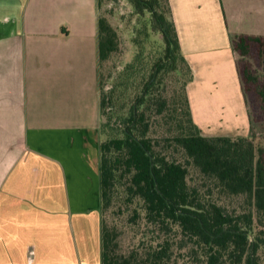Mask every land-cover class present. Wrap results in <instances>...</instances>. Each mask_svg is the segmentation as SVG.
I'll use <instances>...</instances> for the list:
<instances>
[{
  "label": "crops",
  "instance_id": "1",
  "mask_svg": "<svg viewBox=\"0 0 264 264\" xmlns=\"http://www.w3.org/2000/svg\"><path fill=\"white\" fill-rule=\"evenodd\" d=\"M168 1L192 69L194 121L213 135L192 92L221 88L230 74L248 125L228 135H247L223 0ZM100 15L99 0H0V264H101ZM216 28L225 46L190 50L201 32L213 43Z\"/></svg>",
  "mask_w": 264,
  "mask_h": 264
},
{
  "label": "trees",
  "instance_id": "2",
  "mask_svg": "<svg viewBox=\"0 0 264 264\" xmlns=\"http://www.w3.org/2000/svg\"><path fill=\"white\" fill-rule=\"evenodd\" d=\"M131 3L140 15L148 13L162 48L127 114H119L123 104L117 87L122 82L100 92V126L106 136L100 144L101 264H180V256L194 264H261L264 85L251 96L255 110L249 112V135H204L193 118L187 93L192 69L181 51L169 1ZM98 28L100 83L101 64L117 49L118 41L105 16H99ZM252 42L259 44L257 56L264 58V37L241 35L233 40L247 93L252 91L248 84L258 81L249 68ZM178 61L188 77L170 102L159 86L167 72L178 69ZM141 69L138 60L129 63L126 79L133 82ZM251 114L260 122L258 132ZM193 169L202 182H190ZM117 202L119 214L130 209L128 224L145 226L128 250L123 249L116 224L108 220Z\"/></svg>",
  "mask_w": 264,
  "mask_h": 264
},
{
  "label": "rangeland",
  "instance_id": "3",
  "mask_svg": "<svg viewBox=\"0 0 264 264\" xmlns=\"http://www.w3.org/2000/svg\"><path fill=\"white\" fill-rule=\"evenodd\" d=\"M223 5L227 20L226 33L230 37L231 42L241 35L252 34L264 37V0H223ZM99 7L100 14L105 16L115 28L118 41L117 49L101 64L99 90L101 93L105 92L112 87L113 83L122 82V85L117 87V93L120 95L119 102L123 104V108L119 114L125 115L134 97L138 93H141L143 84L148 79L150 66L159 55L162 48L160 36L157 31L151 29L148 13L145 12L140 15L135 10L131 0H99ZM213 32L215 34V36L212 35L215 39L213 43L205 44V41H203L205 32H201L199 35L201 42L197 45L193 43L189 44L190 50L196 51L200 49L198 48L199 46H202V49L208 50L225 46L226 37L221 30L216 28ZM250 44L251 56L248 57L250 73L256 76L258 81L256 83L250 82L247 88L252 89V91L244 93L248 111L253 114L255 105H253L251 96H253L256 88L264 85V58L262 56L259 57V55L257 56L259 44L257 42ZM135 60H138L142 69L132 82L126 79L128 73L127 66ZM177 68L176 71L167 72L159 86V90L170 102L175 100L181 93L183 83L188 77V73L182 62H177ZM226 77L224 78V84L220 85L221 88H202L204 89V94L199 91V88H195L192 92L197 116L202 120L200 125L203 127V131L209 134L228 135L234 132L242 133L248 125L241 107H239L241 99L236 89L233 88L232 77L230 74H227ZM252 114L251 117L255 118L252 121L255 128L254 131L258 132L261 129L260 122L254 116L255 114ZM164 128L162 126V129ZM155 129L157 133L154 135H158L160 132L159 125H156ZM103 137H106L105 134ZM202 181L203 178L193 169L190 182L194 184ZM118 204L119 202L113 208H110L108 220L110 224H116L119 234H121L123 249L128 250L137 240L139 241L141 237H139L138 230H142L145 226L144 223H141L140 227L128 224L126 216L129 214L130 209L123 208L124 213L119 214L117 212ZM230 205L234 206L236 204ZM150 235L152 234L150 233ZM259 253L261 264H264V247L260 249ZM180 264H194V262L187 256L184 259L180 256Z\"/></svg>",
  "mask_w": 264,
  "mask_h": 264
},
{
  "label": "water",
  "instance_id": "4",
  "mask_svg": "<svg viewBox=\"0 0 264 264\" xmlns=\"http://www.w3.org/2000/svg\"><path fill=\"white\" fill-rule=\"evenodd\" d=\"M137 102L135 103V106H136Z\"/></svg>",
  "mask_w": 264,
  "mask_h": 264
}]
</instances>
